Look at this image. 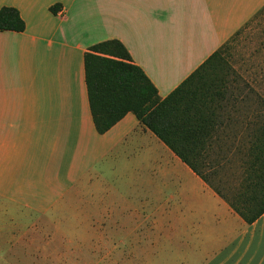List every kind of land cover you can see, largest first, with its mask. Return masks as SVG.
I'll return each instance as SVG.
<instances>
[{
  "label": "crops",
  "instance_id": "1",
  "mask_svg": "<svg viewBox=\"0 0 264 264\" xmlns=\"http://www.w3.org/2000/svg\"><path fill=\"white\" fill-rule=\"evenodd\" d=\"M3 7L25 24L0 31V226L15 229L9 242L20 244V257L60 264L96 242L106 258L114 242L115 258L136 264H264V214L246 224L132 113L98 134L84 76L89 48L117 40L164 99L264 0H0ZM52 223L83 234H53ZM125 243L128 250L117 245Z\"/></svg>",
  "mask_w": 264,
  "mask_h": 264
},
{
  "label": "trees",
  "instance_id": "2",
  "mask_svg": "<svg viewBox=\"0 0 264 264\" xmlns=\"http://www.w3.org/2000/svg\"><path fill=\"white\" fill-rule=\"evenodd\" d=\"M24 29L15 8L0 9V31ZM222 62L216 50L160 99L124 46L104 41L84 55L88 105L98 134L132 113L251 225L264 214V96L227 85ZM227 174L234 177L228 185Z\"/></svg>",
  "mask_w": 264,
  "mask_h": 264
},
{
  "label": "rangeland",
  "instance_id": "3",
  "mask_svg": "<svg viewBox=\"0 0 264 264\" xmlns=\"http://www.w3.org/2000/svg\"><path fill=\"white\" fill-rule=\"evenodd\" d=\"M220 56L223 59L222 78L231 88H247L248 86L258 95L264 96V7L259 10L244 26H242L231 38H229L219 49ZM222 178V175L219 176ZM224 178V177H223ZM234 177L224 178L223 184H229ZM82 203V198H79ZM1 205V203H0ZM71 213V212H69ZM78 214V212H76ZM74 214V212L72 213ZM11 215L19 221V213L11 210ZM57 215H64L62 211ZM81 215V213H80ZM35 223L30 220L29 225H25L23 230H29ZM75 222L71 223L72 225ZM47 227L45 230H51L53 234L67 235L70 232L82 235V227ZM33 227V226H32ZM15 229L10 230L6 226H0V264H40L41 259H28L20 257V244L10 243ZM81 243L80 245H82ZM36 245V244H33ZM65 245V244H64ZM63 245V246H64ZM68 245V244H66ZM125 250H128L129 243L117 244ZM22 246V244H21ZM107 257L104 258L103 252H99V244L96 242L84 243L82 250L76 253L75 259H62L60 264H136L135 260L130 258H115L116 243L111 242L107 245ZM128 248V249H127ZM126 254V253H124ZM143 261V260H142ZM138 260L137 264H142ZM55 264L54 260L46 259L45 264ZM145 263V261L143 262Z\"/></svg>",
  "mask_w": 264,
  "mask_h": 264
}]
</instances>
